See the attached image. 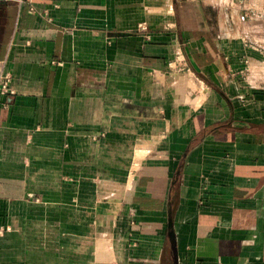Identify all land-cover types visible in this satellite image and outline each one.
I'll list each match as a JSON object with an SVG mask.
<instances>
[{
  "label": "crops",
  "instance_id": "1",
  "mask_svg": "<svg viewBox=\"0 0 264 264\" xmlns=\"http://www.w3.org/2000/svg\"><path fill=\"white\" fill-rule=\"evenodd\" d=\"M2 70L0 264H264V0H0Z\"/></svg>",
  "mask_w": 264,
  "mask_h": 264
},
{
  "label": "water",
  "instance_id": "2",
  "mask_svg": "<svg viewBox=\"0 0 264 264\" xmlns=\"http://www.w3.org/2000/svg\"><path fill=\"white\" fill-rule=\"evenodd\" d=\"M169 228L170 229L168 232V236H169L170 245H171V249H172V253H173V257H174V264H179L176 233L173 229V220L171 218L169 219Z\"/></svg>",
  "mask_w": 264,
  "mask_h": 264
},
{
  "label": "built area",
  "instance_id": "3",
  "mask_svg": "<svg viewBox=\"0 0 264 264\" xmlns=\"http://www.w3.org/2000/svg\"><path fill=\"white\" fill-rule=\"evenodd\" d=\"M30 9L34 11L33 6H31ZM11 78H12L11 72L7 70H2V73L0 74V93H5L9 90Z\"/></svg>",
  "mask_w": 264,
  "mask_h": 264
}]
</instances>
